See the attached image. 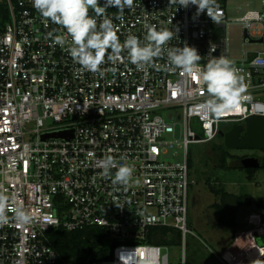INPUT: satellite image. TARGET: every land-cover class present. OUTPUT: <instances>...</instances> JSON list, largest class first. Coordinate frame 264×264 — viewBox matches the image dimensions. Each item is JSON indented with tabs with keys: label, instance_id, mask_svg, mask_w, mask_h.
Instances as JSON below:
<instances>
[{
	"label": "built area",
	"instance_id": "1",
	"mask_svg": "<svg viewBox=\"0 0 264 264\" xmlns=\"http://www.w3.org/2000/svg\"><path fill=\"white\" fill-rule=\"evenodd\" d=\"M249 1L256 10L234 23L243 43L260 49L236 60L228 56L226 1L215 2L213 20L179 0H133L122 18L109 8L105 15L121 44L129 35L146 43L150 27L173 36L142 69L126 50L109 61V49L92 73L69 54L66 30L41 17L32 0H0V192L9 196L0 264H67L48 233L93 228L107 245L120 244L112 261L86 264H169L170 244L151 241L175 242L178 235L184 244L192 235L189 146L226 133L223 124L245 127L248 119L264 118V0ZM55 35L65 36L64 47L53 43ZM185 45L197 49L201 68L213 57L227 58L251 99L218 117L205 111L199 81L167 61L168 48ZM174 149L182 150V160ZM109 157L114 166L105 176L100 161ZM121 165L133 169L132 177L114 185ZM17 208L30 212L29 225L15 222Z\"/></svg>",
	"mask_w": 264,
	"mask_h": 264
},
{
	"label": "clouds",
	"instance_id": "2",
	"mask_svg": "<svg viewBox=\"0 0 264 264\" xmlns=\"http://www.w3.org/2000/svg\"><path fill=\"white\" fill-rule=\"evenodd\" d=\"M180 7L187 9L195 6V15L199 17L206 14L213 20L215 14V0H179ZM33 8L46 20L61 26L66 30L71 39L68 52L73 60L84 70L92 73L100 71V66L105 62V56L109 49L107 59L113 60L119 57L122 50H126L130 63L138 69L151 64L155 57L160 56L162 46L173 36L168 30L157 31L149 28L143 40L135 35H129L121 44L112 20L105 14L109 8L117 10V18H122L125 10H131L133 0H32ZM95 16L89 15V10ZM103 17L97 24V18ZM52 34H50L51 36ZM53 43L64 47L66 38L63 35H55ZM167 61L175 69H179L185 75L194 77L202 85L201 91L207 94V99L202 103V108L213 116L237 110L242 104L251 99L246 94V86L243 78L237 74V69L225 57H213L201 68L199 61L202 57L197 49L187 45L183 47H171L167 49ZM111 157L100 161L103 175L110 174L113 167ZM133 169L127 165L119 166L112 180L114 185H127L132 177ZM9 196L0 192V225L8 223L7 214ZM15 222L21 226H27L32 222L30 212L17 208L14 215Z\"/></svg>",
	"mask_w": 264,
	"mask_h": 264
},
{
	"label": "rangeland",
	"instance_id": "3",
	"mask_svg": "<svg viewBox=\"0 0 264 264\" xmlns=\"http://www.w3.org/2000/svg\"><path fill=\"white\" fill-rule=\"evenodd\" d=\"M249 0H226L224 5L228 39V56L231 60L240 59L243 52L256 51L260 45L243 43L241 26L234 20L241 18L247 11L256 10L257 5ZM232 124L221 125L224 132L232 128ZM222 141L213 140L207 144L189 146L188 159L191 161L190 180L193 182L189 192L188 225L192 235L187 236L185 243L178 240L168 246L169 264H180L182 256L186 264H249L254 258L264 254L257 248L262 241L264 224L258 217L260 211L255 207L257 198H264V169L255 171L252 181L239 169L219 170L216 153ZM176 159L182 160V150L174 149ZM233 154L251 153L235 151ZM259 153V152H258ZM261 157L264 154L259 153ZM207 178L223 185L227 193L233 195L248 194L252 197V205L239 209L235 216V229L223 227L217 223L213 204L219 203V196L214 195L206 185ZM247 208V209H246ZM234 243V247H230ZM257 244V245H256ZM109 245L107 247L109 248Z\"/></svg>",
	"mask_w": 264,
	"mask_h": 264
},
{
	"label": "trees",
	"instance_id": "4",
	"mask_svg": "<svg viewBox=\"0 0 264 264\" xmlns=\"http://www.w3.org/2000/svg\"><path fill=\"white\" fill-rule=\"evenodd\" d=\"M224 2L226 0H215V2ZM188 167L191 169V161L188 159ZM223 168L227 169L222 164ZM264 169V167L257 169L246 170L248 181H252L255 171ZM206 185L211 193L219 196V203H215L212 207L216 211L217 223L223 227L234 229L235 214L241 207H249L252 205V197L248 194L233 195L227 193L222 184L212 181L207 178ZM255 207L260 211V221L264 224V198H257L255 200ZM52 248L60 255L62 260L67 264H86L89 259H102L108 252L107 244L104 242L101 230L93 228L78 232H65L63 230L51 231L48 233ZM179 236H175V242L172 240L167 243L166 240L159 239L151 241L155 245L175 244L178 242Z\"/></svg>",
	"mask_w": 264,
	"mask_h": 264
},
{
	"label": "water",
	"instance_id": "5",
	"mask_svg": "<svg viewBox=\"0 0 264 264\" xmlns=\"http://www.w3.org/2000/svg\"><path fill=\"white\" fill-rule=\"evenodd\" d=\"M244 131V137L239 138L240 134ZM60 136V135H54ZM223 138V145L228 150H247V151H258L264 152V118H251L245 123V127L241 125H234L226 133H220ZM259 162L257 159H243L235 161L232 165L234 169L246 170V169H257ZM258 248H264V236L262 241H258ZM120 243L113 242L108 248V254L100 260L92 259L90 263L99 261H112L113 250ZM251 264H264L263 261L255 260Z\"/></svg>",
	"mask_w": 264,
	"mask_h": 264
},
{
	"label": "flooded vegetation",
	"instance_id": "6",
	"mask_svg": "<svg viewBox=\"0 0 264 264\" xmlns=\"http://www.w3.org/2000/svg\"><path fill=\"white\" fill-rule=\"evenodd\" d=\"M243 137H244V135L241 138H243ZM217 140L222 141V145H220L214 151L216 153V158H218L217 161H218L219 170L225 169L222 166L223 163H224V166L227 169H231V168H233L232 165H233V163L235 161L243 160V159H250V158H254V159L258 160V162H259L258 168L264 167V157H261V155H259V153L264 154V152H259L258 153V151L228 150L223 145V138L220 136V134L218 135ZM235 151H240V152L247 151V152H251V153H249V154L243 153V154L237 155V154H233L232 153V152H235ZM246 170H250V169H246ZM246 170H243V171H246ZM262 236H264V234ZM259 249H260L259 251L261 253L263 250H262V248H259ZM255 260H259V261H263L264 262V254L261 253V256L256 257V258L253 259V261H255Z\"/></svg>",
	"mask_w": 264,
	"mask_h": 264
},
{
	"label": "crops",
	"instance_id": "7",
	"mask_svg": "<svg viewBox=\"0 0 264 264\" xmlns=\"http://www.w3.org/2000/svg\"><path fill=\"white\" fill-rule=\"evenodd\" d=\"M229 194H231V193H229ZM252 201H253V200H252ZM243 208H245V207H244V206H241L239 209H243ZM239 209H238V210H239ZM246 209H247V208H246ZM238 210H237V211H238ZM236 213H237V212H236ZM235 216H236V214H235ZM259 216H260V215H259ZM259 216H258V217H259ZM235 224H236V223H235ZM235 227H236V226H235ZM234 229H235V228H234ZM261 236H262V235H261ZM230 247H234V243L231 244ZM252 261H253V260H252ZM252 261H250L249 264H251Z\"/></svg>",
	"mask_w": 264,
	"mask_h": 264
}]
</instances>
